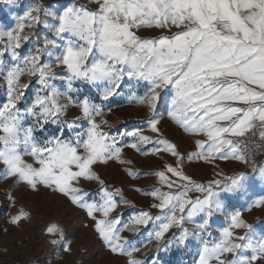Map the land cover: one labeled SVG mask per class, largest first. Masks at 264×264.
<instances>
[{
    "label": "snow or ice",
    "instance_id": "obj_1",
    "mask_svg": "<svg viewBox=\"0 0 264 264\" xmlns=\"http://www.w3.org/2000/svg\"><path fill=\"white\" fill-rule=\"evenodd\" d=\"M89 3L96 7L78 0L52 6L34 0L13 27L0 28V78L6 86V98L0 101L4 178L33 193L60 195L83 210L102 245L125 257L124 264L147 261L135 257L140 246L122 232L139 236L141 226L150 225L145 239L157 253L172 245L186 247L195 238L201 245L196 264H264V234L256 233L242 211L227 214L218 239L210 240L207 231L214 215L226 213L232 199L248 194L252 177L264 185V0ZM144 30L156 34L141 35ZM29 43L33 47L25 53ZM24 76L34 79L22 82ZM33 83L35 97L24 104ZM126 84L128 102L147 111L144 123L151 135L142 128L115 134L105 130V109L112 111L107 105ZM162 103L168 119L193 138L194 150L181 151L162 131ZM70 107L80 114L62 119ZM49 124L59 127L41 139ZM145 146H150L147 151ZM127 147L144 155L168 154L173 161L148 173L157 178L145 192L153 201L148 207L159 214L140 210L124 222L112 215L128 202L122 189L109 188L96 167L130 164L123 158ZM185 160L215 167L218 161L237 162L250 171L221 170L216 178L200 182L186 174ZM126 171L138 175L130 167ZM85 182L98 184L95 198ZM7 198L15 203L12 192ZM252 209L264 210V195L251 199L245 210ZM29 217L21 209L10 223ZM173 228L178 232L166 238ZM46 232L53 245L66 240L55 222ZM63 251L71 252V241L63 243ZM152 264H158V257Z\"/></svg>",
    "mask_w": 264,
    "mask_h": 264
},
{
    "label": "rangeland",
    "instance_id": "obj_2",
    "mask_svg": "<svg viewBox=\"0 0 264 264\" xmlns=\"http://www.w3.org/2000/svg\"><path fill=\"white\" fill-rule=\"evenodd\" d=\"M39 2L52 6L57 4H66L69 0H39ZM79 3L90 5L89 0H78ZM34 3V0H0V28L13 27L16 23V18L23 15ZM35 29L26 31H33ZM33 47L29 43L23 50L25 53ZM47 59V58H46ZM57 72H62V69H55ZM29 78L24 76L22 82H28ZM58 86L63 90V85L58 81ZM37 85L33 83L26 91L24 104H29L35 97V89ZM83 91L89 94V90L85 87ZM144 89L139 90L142 95ZM94 95V93H92ZM130 93L125 91L107 105L112 111L108 112L105 109L104 119L108 121L106 131L115 134L117 131L125 129L132 130L134 128L145 129V134L151 135L146 130L144 123L147 116V111L144 106L129 103L127 97ZM6 98V86L0 78V101ZM64 102L63 100L61 101ZM97 102H99L97 100ZM167 104L162 103L160 107L161 113L164 115V120L161 124L162 131L170 139L179 143L181 151L194 150L193 138L182 132L181 129L171 122L166 113ZM79 110L70 107L67 115L62 119L72 120L78 116ZM97 119H101L97 117ZM58 125L49 124L46 130L40 133V138L44 139L58 129ZM71 135V133H67ZM125 143H131V140H126ZM148 147L145 146V151ZM123 158L131 161L128 165H120L117 162H109L105 165H98L96 171L105 181L109 188L122 189V195L127 203H121L116 211L112 214L120 216L124 222H127L130 217L140 210H150L153 215L159 214L157 209H149V205L153 202L150 196H146L145 192L150 191L156 185L157 178L148 175L156 170H160L165 164L172 163L173 158L168 154L154 156L151 154L144 155L136 152L134 149L127 147L124 149ZM219 167L208 165L200 161L185 160V172L193 177V179L203 182L209 179L216 178L215 172L223 171L226 174H232L234 171L241 170L234 162L218 161ZM132 168L138 175L129 176L126 169ZM84 187L95 198V190L98 187L96 182H85ZM142 191H136V189ZM167 190V189H165ZM8 192H12L15 196V203H11L8 198ZM192 196L199 195L198 193H190ZM260 195H264V185L258 179L252 177V187L249 188L248 194L243 197H235L231 201V206L228 207L224 214H216L212 217L208 227V237L210 240L219 238V229L226 226V216L234 210H240L244 218L254 225L257 234H264V210L252 209L246 211L248 203L251 199H255ZM21 209L30 213V217L22 219L18 225L10 223L12 216L16 215ZM57 223L63 230L66 240L60 245L51 244L50 237L46 232L47 226L50 223ZM199 222V221H198ZM189 229L193 225H185ZM148 231H151V225L148 229L141 226L139 236L125 230L122 235L130 240H133L137 246H140V251L135 254V257L142 261H147V264H152L153 258L158 257V264H196L198 259V251L200 242L192 238L187 242V246L172 245L167 250L156 252L154 243H148L146 236ZM242 231V230H241ZM178 232V229L173 228L166 238H170L172 233ZM71 241V252L63 251V243ZM142 245V246H141ZM125 257L110 253L97 238L93 229V221L86 213L73 206L66 198L60 195L41 192L33 193L23 185L14 184L11 178H4L3 165L0 164V264H124Z\"/></svg>",
    "mask_w": 264,
    "mask_h": 264
},
{
    "label": "crops",
    "instance_id": "obj_3",
    "mask_svg": "<svg viewBox=\"0 0 264 264\" xmlns=\"http://www.w3.org/2000/svg\"><path fill=\"white\" fill-rule=\"evenodd\" d=\"M90 8H95L96 7V5L95 4H91L90 3V5H88ZM141 35H155L156 34V32L155 31H148V30H144V31H142L141 33H140Z\"/></svg>",
    "mask_w": 264,
    "mask_h": 264
},
{
    "label": "built area",
    "instance_id": "obj_4",
    "mask_svg": "<svg viewBox=\"0 0 264 264\" xmlns=\"http://www.w3.org/2000/svg\"><path fill=\"white\" fill-rule=\"evenodd\" d=\"M257 159L259 160V159H261V157L258 156ZM234 164H236L237 166H239V168H240L241 170H244V171H250V169H244L243 166L240 165V164L237 163V162H234Z\"/></svg>",
    "mask_w": 264,
    "mask_h": 264
}]
</instances>
